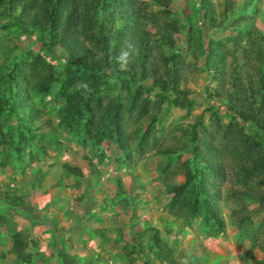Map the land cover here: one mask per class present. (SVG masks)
Listing matches in <instances>:
<instances>
[{
	"label": "trees",
	"instance_id": "trees-1",
	"mask_svg": "<svg viewBox=\"0 0 264 264\" xmlns=\"http://www.w3.org/2000/svg\"><path fill=\"white\" fill-rule=\"evenodd\" d=\"M258 18L264 22V0H0V29H13L21 40L20 47L0 39V168H13L7 185H22L9 187L5 208L14 207L13 196L30 201L43 186L50 169L44 167L50 149L44 134L54 118L83 147L97 148L101 162L112 149L109 159L125 165L136 156L157 157L161 207L182 219L179 225L199 220L204 236L235 228L242 263L264 264V29ZM128 40L137 46L135 60L119 73V86L109 85L118 67L114 57ZM50 55L60 62L52 63ZM82 82L93 89L87 99ZM48 94L55 113L36 101ZM171 107L183 110L184 118L196 107L201 112L193 122L168 128ZM80 155L87 168L63 161L62 173L55 170L58 178L45 190L77 226L99 170L91 155ZM179 174L184 178L175 181ZM114 216L121 230L126 215L119 210ZM79 228L59 227L48 244L51 259L78 264L63 248L67 238L84 233ZM7 229L12 241L8 255L0 253L2 263L32 262L36 254L43 259L39 248L46 242L28 240L12 225ZM150 229L146 247L135 234L134 248H120L119 261L209 263L204 249L186 254L176 250L178 238L170 230Z\"/></svg>",
	"mask_w": 264,
	"mask_h": 264
},
{
	"label": "rangeland",
	"instance_id": "rangeland-1",
	"mask_svg": "<svg viewBox=\"0 0 264 264\" xmlns=\"http://www.w3.org/2000/svg\"><path fill=\"white\" fill-rule=\"evenodd\" d=\"M236 1L239 2L240 0ZM259 19L258 25L264 29V22ZM0 39H12L21 47V40L16 37L14 38L13 29H0ZM60 53L62 54V52ZM47 57L52 63H56V65L60 62L57 58H55V62L52 61L51 55ZM190 86L192 88L197 87L196 89L199 88L198 83L195 82H192ZM50 97L52 96H49V94L40 96L36 101L42 111L49 110L51 113H55L57 105L51 106L52 101ZM200 112L201 108L196 107L192 110L191 114L184 118L183 110H180L178 107H171L169 114H167L168 116L166 115L164 126L169 128L172 127L171 125L177 123L186 124V122H193L194 117ZM205 115L208 117L209 113H205ZM222 115L226 121L230 119L228 116ZM51 117H54V115H51ZM233 126H236V123ZM44 135H47L45 141L50 145L49 157L45 160L46 164L44 165V167L50 168L49 174L45 178L43 186L31 192L32 197L30 201L28 197L23 198L24 202L21 201L22 198H15L13 196L12 204L14 207L8 210L5 208V205L8 204L11 190L15 191L22 185H16V181L15 184L7 185V176L10 179H14L13 168L8 165L5 169L0 168V171H2L0 172V244H3V247L0 245V253H4V256L8 255L7 250H4L9 248L12 241V238L9 237L10 232L7 229V226L11 225L16 231H24L28 240L46 242V245H41V248H39V253L44 255L43 259H40L38 254H36L32 257V262L24 263L16 261L12 264H62L58 260L51 259L55 254L50 252L48 248V244L52 241L53 236L60 234L57 230L62 225H65L67 228L81 227L79 229H83L84 231L82 235L77 234L75 240L67 238L63 248L66 252H71L78 259V264H85L86 261L83 262L85 259L92 260L90 264H125V261H119L120 256H118V253L120 248L124 250L134 248L133 243L135 241L133 239L136 237L135 234L137 235L136 238L142 237L145 240L143 243L146 247L149 242V234L152 233L150 227L159 228L161 233H163L164 229L165 231L170 230V235L175 236L176 239L178 238L175 242L176 250L181 249L186 254L191 253L198 256L204 249L208 256L209 263L207 264H216L219 261L221 264H243L240 259V252H243L244 247L242 248L235 239L238 234L235 228L229 226L226 235L204 236L200 231L199 220L190 222L188 225H179L178 221L180 220L176 219L173 215L171 216L161 207L163 203L159 199L163 198L162 188L160 187V180L156 179L157 173L155 171L157 157L136 156L135 163L125 165L121 160L113 162L110 160L111 158L109 159V157L114 156L112 149L105 152L103 160L106 161L101 162L102 153L97 148L83 147L76 140L75 135L61 129L56 124L54 118L51 120L48 132ZM62 139L66 140L63 141ZM80 151H85L91 155L92 167L94 165L99 170L95 172L96 176L92 180L94 188L92 191L93 197L89 200V205H87L88 210L79 219L77 226L76 217H73L74 223L71 224V218L66 215L61 216L63 213L60 209L61 204L58 205L55 199L49 201L50 194L45 192V190L51 187L57 180L58 176H56L55 170L59 174L62 173L60 167H62L63 161L68 160L76 163L83 169L87 168L82 163L83 158L80 155ZM152 152L150 151V153ZM49 163H51V167H49ZM28 173L29 171H27ZM131 176H134V178L132 179ZM20 177L18 174L15 175V180L20 179ZM183 178L184 176L179 174L176 176L175 181L182 180ZM9 187L11 188L10 192L8 191ZM120 188L121 190H119ZM19 193L20 195L23 194L22 191ZM68 195L71 198V194ZM135 198L136 200L134 201L133 199ZM27 203L29 204L27 205ZM69 204L67 202L64 206L68 207L67 209L71 211ZM49 205L53 206L51 213L47 208ZM73 207L77 209L76 205H73ZM119 210L126 215L124 222H127L121 230H118L117 223L115 222L117 218L114 216ZM180 222L182 223V219ZM98 227L100 228V232L104 234L102 238L98 237ZM77 244L79 246H76ZM73 249H79V251H72ZM26 251L29 250L26 249ZM146 257H148V253ZM136 258L138 257L136 256ZM153 260L151 258L149 261L152 262ZM143 261L146 262L144 259ZM0 264H4L1 258Z\"/></svg>",
	"mask_w": 264,
	"mask_h": 264
},
{
	"label": "clouds",
	"instance_id": "clouds-1",
	"mask_svg": "<svg viewBox=\"0 0 264 264\" xmlns=\"http://www.w3.org/2000/svg\"><path fill=\"white\" fill-rule=\"evenodd\" d=\"M137 52L138 49L134 42H132L131 40L125 41V43L121 46L118 54H116L114 57L115 64L118 67L114 70L115 74L108 79L107 83L109 85L119 86V73L128 69V67L134 62ZM80 90L81 95L84 96L85 99H87L93 91V89L87 82L81 83Z\"/></svg>",
	"mask_w": 264,
	"mask_h": 264
}]
</instances>
